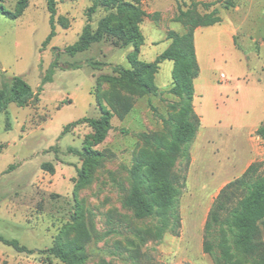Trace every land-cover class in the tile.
<instances>
[{"label":"rangeland","instance_id":"1","mask_svg":"<svg viewBox=\"0 0 264 264\" xmlns=\"http://www.w3.org/2000/svg\"><path fill=\"white\" fill-rule=\"evenodd\" d=\"M3 1L6 8H14L16 0ZM140 2L148 17L141 24L145 42L137 57L145 62H153L171 45L170 31L187 32L178 20L180 9L201 14L215 10L221 18L220 23L199 26L194 32L200 74L193 103L201 126L189 158L180 157L170 168L181 192L176 232L156 238L157 218H137L124 204L137 154L152 148L142 135L165 136L166 120L180 106V99L169 92L174 62L160 63L154 80L157 95L140 94L124 82L105 81V75L118 76L113 65L132 67L128 57L134 46H122L110 37L75 55L64 52L79 39L91 0H57L56 35L44 45L52 29L51 13L46 0H30L16 19L0 12V86L20 75L38 90L60 54L52 81L43 86L37 103L12 102L0 113V235L27 247L18 251L0 241V264H64L49 254V248L66 231L69 238L86 241L83 264H261L259 257L237 250L231 238L229 252L224 246L207 252L205 224L228 182L252 163L260 164L259 172L264 173V139L256 134L264 122V0ZM106 13L98 8L93 28ZM93 60L107 64L95 69L89 63ZM96 94L105 108H110L112 95L119 94L130 101L131 109L122 119L114 114L106 139L96 145L104 157L90 183L78 189L83 224L67 228L76 216L73 189L82 167L80 157L68 147L81 149L93 130L83 122L61 134L70 122L101 115ZM44 162L53 163L55 173L44 170ZM11 164L15 166L8 170ZM214 236L221 239L219 228Z\"/></svg>","mask_w":264,"mask_h":264},{"label":"trees","instance_id":"2","mask_svg":"<svg viewBox=\"0 0 264 264\" xmlns=\"http://www.w3.org/2000/svg\"><path fill=\"white\" fill-rule=\"evenodd\" d=\"M46 1L51 13L52 29L44 45L49 44L56 35L54 17L57 11V0ZM3 2L0 0V12L11 19L22 16L30 4V0H16L14 8L8 9ZM100 7L107 13L100 18L96 28H93L92 16ZM86 16L87 23L79 39L63 49L67 54L75 55L77 52L89 49L92 44L110 37L115 38L122 46L130 44L134 46L133 53L128 57L132 67L113 65L112 69L118 76L105 75V81L124 82L140 94L157 95L160 92L154 80L160 63L165 60L174 62L173 83L169 92L180 99V106L176 113L166 120L169 130L165 136L142 135L152 148L146 147L139 150L131 168L130 189L124 199L125 206L129 207L137 218H157L153 234L160 239L167 231L176 232L181 219L178 209L181 192L176 185V175L170 168L180 157L189 158L190 148L201 126V117L195 111L193 103L195 79L200 74L194 32L199 26L220 23L221 18L216 15L215 10L201 14L194 9L186 11L180 9L178 20L187 26V32L179 34L170 31L168 38L172 39L171 45L153 62H145L137 57L145 42L141 24L148 17L140 0H91ZM59 54L57 53V58L44 75L38 90H34L20 75L4 81L0 86V113L6 112L12 102L19 106L37 103L43 86L52 81ZM89 63L95 69H102L107 64L94 60ZM95 96L101 115L97 118L83 117L70 122L65 125L61 134L62 136L68 133L72 126L83 122L93 130L85 136L81 149L74 146L68 147V152L80 157L82 167L78 169L79 179L73 189L77 203L76 216L74 223L67 228H80L83 224L84 212L77 197L78 189L90 183L93 170L104 157V153L95 148L96 145L106 139L114 114L122 119L131 109L130 101L119 94L112 95L110 108L102 105L100 94ZM256 134L264 139V122L257 128ZM14 166L15 164H11L8 170ZM42 168L55 173V166L51 162H44ZM259 168L258 163L250 164L240 177L228 182L215 198L205 224L207 252H212L215 246L227 247L225 253L229 252L228 242L231 238L237 250L259 257L261 264H264V173L259 172ZM217 228L221 231L219 241L214 238ZM229 232L232 233L231 237ZM67 234L68 231L65 237L63 233L57 236L54 245L49 248V254L59 258L64 264H83L86 259V241L77 236L69 238ZM0 241L13 246L18 251L27 250V247L21 246L16 239L8 240L0 235Z\"/></svg>","mask_w":264,"mask_h":264},{"label":"crops","instance_id":"3","mask_svg":"<svg viewBox=\"0 0 264 264\" xmlns=\"http://www.w3.org/2000/svg\"><path fill=\"white\" fill-rule=\"evenodd\" d=\"M201 29V28H200ZM198 29V30H200ZM198 30L196 32H198ZM196 36V34H195ZM195 48H196V54H197V59H198V62H200L199 60V54H200V50H199V47H197V44H196V38H195Z\"/></svg>","mask_w":264,"mask_h":264},{"label":"built area","instance_id":"4","mask_svg":"<svg viewBox=\"0 0 264 264\" xmlns=\"http://www.w3.org/2000/svg\"><path fill=\"white\" fill-rule=\"evenodd\" d=\"M221 78H226V75L224 73H222Z\"/></svg>","mask_w":264,"mask_h":264}]
</instances>
